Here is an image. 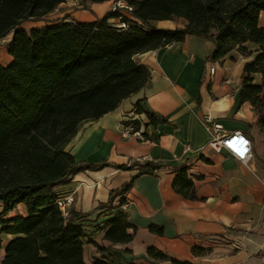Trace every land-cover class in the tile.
<instances>
[{
	"label": "trees",
	"instance_id": "trees-1",
	"mask_svg": "<svg viewBox=\"0 0 264 264\" xmlns=\"http://www.w3.org/2000/svg\"><path fill=\"white\" fill-rule=\"evenodd\" d=\"M102 3L115 0H80ZM66 0H0V40L11 34L6 51L9 65H0V248L2 235L11 237L3 247L0 264H86L83 244L90 240V213L56 205L57 188L84 170H100L108 163H78L65 150L82 123L112 111L129 95L149 85L150 73L134 56L182 43L187 35L209 40L207 61L236 52L246 61L241 74L239 102L251 105L264 133V0H126L129 17L107 11L92 22L50 21L47 16ZM119 19L117 26L110 22ZM182 18L181 28L164 29L151 22ZM44 22L25 30V22ZM148 124L164 119L145 112ZM135 129L138 123L131 121ZM119 170L132 167L117 165ZM151 163L138 165L134 176L110 191L105 209L109 218L98 229L112 245L129 243L132 235L122 196L132 180L153 174ZM185 166L175 169V192L194 197L193 182ZM119 196L117 205L113 200ZM21 205L24 214L9 218ZM90 264H138L119 260L113 251L98 248ZM206 249L194 246L193 256ZM144 263L177 261L148 248Z\"/></svg>",
	"mask_w": 264,
	"mask_h": 264
},
{
	"label": "crops",
	"instance_id": "crops-1",
	"mask_svg": "<svg viewBox=\"0 0 264 264\" xmlns=\"http://www.w3.org/2000/svg\"><path fill=\"white\" fill-rule=\"evenodd\" d=\"M73 4V0H66L47 19L57 9L66 8L52 21L66 15L64 21L92 22L109 10L111 1L90 3L82 19L78 12H72ZM43 25L41 21H28L22 27L29 30ZM10 38L11 34L0 41L3 67L11 62L6 51ZM212 49L209 40L187 35L182 43L134 56L150 73L149 85L98 119L82 123L66 146L78 163H108L100 170L78 172L57 188L62 198L73 199L68 210L90 213V240L83 244L86 264L101 255L98 248L113 251L119 260L144 263L142 258L150 247L191 264H264V133L251 105L239 102L246 59L234 52L218 61H207ZM210 66L215 68L211 75ZM137 103L165 122L148 124L145 113L135 112ZM204 115L213 117L224 131H240L249 138L251 159L247 166L224 150L216 152L208 147L211 134L202 124ZM131 121L138 123L145 141L132 135L122 137ZM144 163H151L157 170L136 176L122 196L128 202L125 213L132 240L112 245L98 229L110 217L109 212L95 209ZM117 165L132 168L119 170L114 168ZM182 166L193 182V198L173 189L175 169ZM118 201L119 196L113 205ZM18 208L23 215L24 207ZM5 245L2 243L1 248ZM194 246L207 251L193 256Z\"/></svg>",
	"mask_w": 264,
	"mask_h": 264
},
{
	"label": "built area",
	"instance_id": "built-area-1",
	"mask_svg": "<svg viewBox=\"0 0 264 264\" xmlns=\"http://www.w3.org/2000/svg\"><path fill=\"white\" fill-rule=\"evenodd\" d=\"M120 10H126L130 12L132 10V7L128 5V3H126L124 0L112 1L110 11L119 13ZM121 26H123V24ZM214 71L215 68L213 66H210L208 68V73L210 75L213 74ZM202 124L211 134V140L207 144L210 149L216 152L224 150L235 160L239 161L243 165H248V162L251 159V143L249 138L245 134L240 131H224L222 125L209 115H204L202 117ZM130 135L135 136L140 141H145L142 129H135L131 123L125 125L122 132V137L126 138ZM72 201L73 199L71 196H67L64 198L61 197L56 201V205L63 215L67 214L68 207L72 203ZM127 206L128 202L124 201L120 205V209L125 212L127 210Z\"/></svg>",
	"mask_w": 264,
	"mask_h": 264
},
{
	"label": "rangeland",
	"instance_id": "rangeland-1",
	"mask_svg": "<svg viewBox=\"0 0 264 264\" xmlns=\"http://www.w3.org/2000/svg\"><path fill=\"white\" fill-rule=\"evenodd\" d=\"M124 1L126 2V0H124ZM73 3H74L73 6H71V10H72V12H78V14H80L79 18L82 19L83 11H84V10L89 11V10H87L86 8H84V6H83V4H82V2H81L80 0H73ZM103 3H105V2H102V3H96V4H97V5H101V4H103ZM126 3H127V2H126ZM85 5H86V7L89 9L88 6L90 5V3H89V2H85ZM111 5H112V1H111L110 8H109L108 11H110V9H111ZM65 9H66V8H64V9H62V10H61V9H57V11H56L55 13H53L52 15H50V17H51L50 20H53L52 17H57L59 13H63V11H64ZM105 13H106V12H105ZM105 13H104V14H105ZM129 13H130V12H128V11H126V10H120V12H119L118 14H119V15H122L123 17H129ZM104 14H103L101 17H103ZM65 16H66V15H65ZM65 16H63L60 20L65 19V18H66ZM101 17H100V18H101ZM96 19H97V18H96ZM67 21H69V20H67ZM71 21H72V20H71ZM73 21H74V20H73ZM110 22H112L113 24H115V25H117V26H120V25H121L120 22H119V19H117V18H116V19H112V20H110ZM185 23H186L185 20L182 19V18H174V19H172V20H165V21H155V22H151V25H153V26H155V27H157V28H167L166 26H171V27L176 28V27H183ZM40 24H41V23H40ZM35 25H36V24H35ZM19 211H20V209L17 207L15 211L9 213V214H8L6 217H4V218L6 219V218L12 217V216H14V215H16V214H19ZM1 238H2V243H3V245H5L11 237L6 236V235H2ZM2 256H3V249L1 248V249H0V261H1V259H2Z\"/></svg>",
	"mask_w": 264,
	"mask_h": 264
}]
</instances>
